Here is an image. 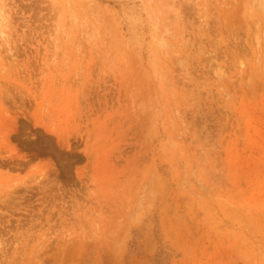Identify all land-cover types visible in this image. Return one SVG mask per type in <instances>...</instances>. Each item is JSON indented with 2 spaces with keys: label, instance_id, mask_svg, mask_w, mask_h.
I'll use <instances>...</instances> for the list:
<instances>
[{
  "label": "rangeland",
  "instance_id": "rangeland-1",
  "mask_svg": "<svg viewBox=\"0 0 264 264\" xmlns=\"http://www.w3.org/2000/svg\"><path fill=\"white\" fill-rule=\"evenodd\" d=\"M0 264H264V0H0Z\"/></svg>",
  "mask_w": 264,
  "mask_h": 264
}]
</instances>
